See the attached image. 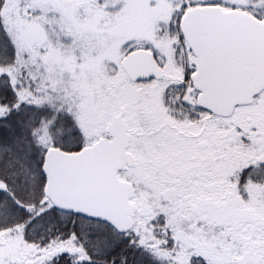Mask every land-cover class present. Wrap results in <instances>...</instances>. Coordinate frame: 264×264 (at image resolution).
<instances>
[{"label": "snow or ice", "instance_id": "snow-or-ice-1", "mask_svg": "<svg viewBox=\"0 0 264 264\" xmlns=\"http://www.w3.org/2000/svg\"><path fill=\"white\" fill-rule=\"evenodd\" d=\"M0 264H264V0H0Z\"/></svg>", "mask_w": 264, "mask_h": 264}]
</instances>
